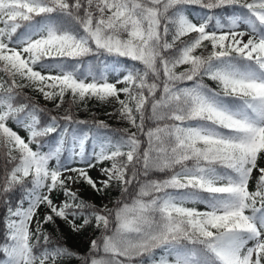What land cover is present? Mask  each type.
Masks as SVG:
<instances>
[{"label": "snow or ice", "instance_id": "1", "mask_svg": "<svg viewBox=\"0 0 264 264\" xmlns=\"http://www.w3.org/2000/svg\"><path fill=\"white\" fill-rule=\"evenodd\" d=\"M109 68L126 74L110 83ZM0 73V264H264V0H0ZM28 87L57 109L66 93L114 100L136 131L70 108L43 121L19 99ZM80 185L120 198L97 207ZM57 218L100 230L86 255L53 244L43 225Z\"/></svg>", "mask_w": 264, "mask_h": 264}, {"label": "trees", "instance_id": "2", "mask_svg": "<svg viewBox=\"0 0 264 264\" xmlns=\"http://www.w3.org/2000/svg\"><path fill=\"white\" fill-rule=\"evenodd\" d=\"M187 11L189 13L190 18L196 17L200 14H205L208 12L207 9H201L195 5L187 6ZM212 11L215 13L223 14L225 10L224 9H214ZM192 35H195V34H192ZM188 38L189 37H185L184 39H188ZM197 51L199 53V52H204L205 50L199 49ZM83 59L85 61L83 65V68L85 71H87L90 64L97 63V60L95 57L89 56V57H84ZM103 59L107 60L109 64L111 65V62L114 58L105 56L103 57ZM120 61L122 64L136 65V66L142 67L138 65V62L128 60L127 58H120ZM184 67L186 66H181L180 68L177 69V71H182ZM2 75L3 74L0 73V76ZM90 79L91 78L89 77V80ZM187 83L190 84L191 82H187ZM204 83L213 89H216L217 87L213 81L207 78H205ZM21 91H22V95L19 97L20 100L26 103L31 102L33 104L38 105L40 108L45 109V111L41 114L43 121L49 120L52 115L62 116L65 114V110L70 108L72 115L77 120H85L89 122H92L93 120L103 121L109 126V129L111 130L129 128V130L132 132L136 131V129L130 128L126 121H122L118 118V112L116 111L118 108V105L115 103L114 100L111 102H101L93 97V98H88L84 101L77 100L75 103H73L71 93H66L64 97V103L61 105L59 109H57L55 105L58 102V100L56 101L45 100L42 94L34 91L30 87L24 88ZM25 97H27L28 99L26 100ZM120 98L121 99L124 98L123 94H121ZM60 123L63 124L64 121H60ZM12 127L19 134H20V130L23 129L22 127L17 126V125H12ZM102 131H107V130H102ZM56 136L57 134L53 133L51 134V136L44 137L42 139L46 141V144H54ZM144 139L145 138L141 136V140H144ZM143 146H146V142ZM33 148H35V145H33ZM91 148H92V145H91V142H89L86 145V150L90 152ZM44 150L47 151V147H45ZM54 163H55L54 161L50 162V164L52 165H54ZM107 163L110 164V162H107ZM167 175L168 173H165V172L154 171L149 174L147 179H164L166 178ZM93 194H94V197L92 200L85 199L83 196H80V195L79 196L85 201L95 204L97 207H101L100 205L101 201H103L104 199H108L112 203L117 201L120 198V189L116 185H113L112 187L106 189L102 193H97L94 191ZM10 195L18 198L21 195L19 188H17V190L14 193H11ZM51 196L54 202H56L58 193L54 192L51 194ZM188 206L191 207L194 205L189 204ZM195 206L203 209V205H195ZM47 211H48L47 208L43 205L40 207V209H38V212L47 213ZM6 214L7 212H6L5 206L3 204H0V242L3 241V234L5 231L3 219L6 216ZM80 222L81 221L78 220L77 224H79ZM43 231L46 232L51 237L53 244L58 243L61 246L67 247L73 252L79 253L81 256L86 255L89 252L91 241L100 236V230L97 229L94 226V224L84 226L79 231H73L71 225H69L65 221L60 220L58 218L56 219L55 223L44 224ZM33 240H35V237H33ZM42 243L43 241L41 240V244ZM156 251L157 253H159L160 249H157ZM58 264H81V261L75 258H64L61 261H59Z\"/></svg>", "mask_w": 264, "mask_h": 264}, {"label": "rangeland", "instance_id": "3", "mask_svg": "<svg viewBox=\"0 0 264 264\" xmlns=\"http://www.w3.org/2000/svg\"><path fill=\"white\" fill-rule=\"evenodd\" d=\"M124 73H116V72H112L111 71V68H109V72H108V77H111V82L115 83V80H116V77L117 75H123ZM117 87H123L122 84H117ZM20 135L22 137H26L27 136V133L25 132L24 129H21L20 130ZM259 163H261L262 165H264V161H260ZM104 167H107V166H110L109 163H107V161L104 163L103 165ZM100 166H98L99 168ZM98 168L97 169H90L89 170V174L93 177V178H96L98 175H99V172H98ZM66 175L68 173H65ZM80 192H79V195L80 196H83L85 199H88V200H92L93 197H94V191L87 185H80ZM251 187V185H250ZM54 193V192H53ZM64 197H63V194L62 193H58V196H57V199H56V203H59L61 200H63ZM107 204V206L109 208H111L113 206L114 203H112L111 201H109L108 199H104L103 201H101V206ZM24 207H27V201L24 203ZM46 214V212H38L37 211V217H34V221L36 218H39V219H42L43 216ZM33 228H34V224H33ZM43 228H44V225H43Z\"/></svg>", "mask_w": 264, "mask_h": 264}]
</instances>
